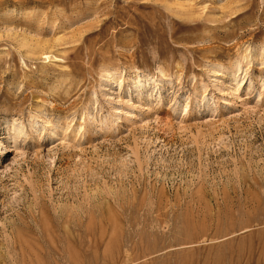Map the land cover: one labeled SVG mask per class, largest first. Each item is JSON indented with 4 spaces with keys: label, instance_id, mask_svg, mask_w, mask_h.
<instances>
[{
    "label": "rangeland",
    "instance_id": "1",
    "mask_svg": "<svg viewBox=\"0 0 264 264\" xmlns=\"http://www.w3.org/2000/svg\"><path fill=\"white\" fill-rule=\"evenodd\" d=\"M0 264H264V0H0Z\"/></svg>",
    "mask_w": 264,
    "mask_h": 264
}]
</instances>
